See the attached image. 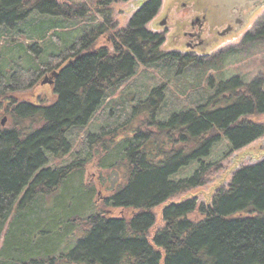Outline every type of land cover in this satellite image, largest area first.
<instances>
[{
    "label": "trees",
    "instance_id": "obj_1",
    "mask_svg": "<svg viewBox=\"0 0 264 264\" xmlns=\"http://www.w3.org/2000/svg\"><path fill=\"white\" fill-rule=\"evenodd\" d=\"M121 1L95 3L110 23ZM159 8L146 4L111 52L93 49L88 25L76 31L55 0H0V37L12 45L0 56V99L59 74L55 103L10 104L0 131V264H264V160L235 173L209 205H166L153 233L156 208L202 186L219 142L236 151L264 136V81L224 76L228 53L203 62L161 53L144 29ZM22 36L29 43L14 40ZM257 40L263 25L244 43ZM140 62L165 86L105 104ZM95 161L109 173L100 188L115 186L102 201L86 179Z\"/></svg>",
    "mask_w": 264,
    "mask_h": 264
},
{
    "label": "rangeland",
    "instance_id": "obj_2",
    "mask_svg": "<svg viewBox=\"0 0 264 264\" xmlns=\"http://www.w3.org/2000/svg\"><path fill=\"white\" fill-rule=\"evenodd\" d=\"M55 1L61 4L63 8L67 11L65 19H67V17L69 16L68 21H75L76 24H74V29H76V31L85 26V24L88 25V29H91V39L95 40L97 32L100 30V28H97V25L104 24L105 26H107L108 24L105 18L101 16L102 14H100H105V12L102 9L99 10L97 8L98 5L97 3H95V0ZM147 1L149 0H128L113 4L110 8L111 13L107 14L109 17L111 16V25L108 26L109 31H107L103 35V37L97 36V40L95 43L92 41L93 49L101 48V46H108L112 48L113 42H115V34L120 32V30H125L128 27L135 13L139 10L141 5ZM161 2L163 6L161 12H163L162 15H164L171 1L161 0ZM178 9H181V5ZM180 17L181 13L178 14L177 12H174L172 14L171 20L177 22V19H179ZM169 25V31L167 34L168 41H166L165 45H162L163 49L161 48L164 51H170L175 45V42L172 41L169 36V33L171 35V33L174 31L175 26L170 23ZM261 25L264 26V9L249 21V24L247 25L244 31L230 35L229 37H226L224 39H220L216 45H212L210 49L205 50L204 52H207L208 55L204 54L205 56H195L190 58L197 59L199 60V62H203L205 60L208 61V59L215 58L221 54L228 53L230 58H227L226 65L222 70L224 76H226L227 78H232L236 75H239L243 77V79L247 82H251L256 78H260L264 81V41L257 40L253 44L244 43L245 37L249 33H253L257 27L260 28ZM104 27L101 29L104 30ZM147 28L158 33H164L166 31L163 28H158L157 22H155L154 24H148ZM63 31L66 32V30ZM51 34H53V32H51ZM111 35H113V38L110 43L109 40ZM10 37L11 35H6V37L4 36L3 38L0 37V56L3 52H6L12 46L7 43L11 39ZM24 38L25 36H22L19 39L14 37V40L26 41L27 43H29L28 40H24ZM77 38L80 39V37ZM48 40H50V38ZM14 45H16V43H14ZM29 45L31 46V43ZM52 71H45V73H42L41 75L35 77L32 82L27 83L23 87L21 86V88L20 86L13 85L15 87H18V90L10 93L9 96H7L5 99H0L4 103L3 108L0 110V119L4 117V112L9 115L7 111L9 109L8 106H10V104L12 106L27 102L35 105L47 106L55 103L57 97L55 95L54 86H51L49 84H41L44 78L46 76H49ZM213 73L217 75L216 71ZM146 74H156V78L158 80L153 81V83L149 81L145 82L147 78V76H145ZM164 83V77L160 74V71L158 69L146 65L142 66L139 64L137 66L136 75L128 83H125L123 86H121L117 92L118 94H116L112 98L110 97L105 104L110 103L112 99H115L117 102L120 103L122 102L123 98L126 97L127 93L129 99L133 100L135 93H140L139 90H143L146 86L153 89L156 87L165 86ZM174 85H177L175 80L174 84L170 83L171 88ZM174 95L176 96L177 93H174ZM106 111L107 110L105 109L103 113H105ZM103 113L100 115V119L103 116ZM259 121L264 124V115H261L259 117ZM9 127L10 125L6 126V128ZM82 135L83 134L80 132L77 138H80ZM229 149L230 147L228 145L227 140H222L213 148L211 156L205 160L207 163V170L206 174L203 177V184L201 187L183 192L177 195L176 197L172 198L167 203L156 208L155 214L157 216V223L155 225V228L153 229V233L156 232L163 225L162 213L166 205L171 203H183L192 199H195L198 204L209 205L214 195L220 189L227 188L230 185L235 173H237L244 167L254 165L263 161L264 136L260 137L251 144L239 150L230 151ZM71 159H73V157H71ZM60 164L61 162H54V165ZM96 165L97 161H95L94 164L88 166V174L86 176V179L87 181L97 185V191L102 201L108 196H110L111 190L115 186H112L111 183L110 186L112 187L105 186L100 188L99 184L101 180L103 181L105 177L109 175V173H102V171L98 169ZM186 174H188V176H191L192 169L187 171ZM118 179H120L119 174L115 178V181H118Z\"/></svg>",
    "mask_w": 264,
    "mask_h": 264
},
{
    "label": "flooded vegetation",
    "instance_id": "obj_3",
    "mask_svg": "<svg viewBox=\"0 0 264 264\" xmlns=\"http://www.w3.org/2000/svg\"><path fill=\"white\" fill-rule=\"evenodd\" d=\"M152 1L149 0L141 5L128 27L144 6ZM156 1H159L160 8L145 23L144 29L149 34L159 38V51L161 53L183 58L205 56L204 54L207 52L204 51L210 49L212 45H216L220 39L244 31L249 21L264 9V0H170L171 3L168 5L165 14L162 15V2L161 0ZM180 5L181 9H178ZM174 12L181 13L177 22L171 20ZM155 22H157L158 28H163L166 31L158 33L147 28L148 24ZM169 23L175 26L171 35L169 33L175 45L170 51H164L162 45L168 41ZM110 25L111 23H108L100 34L97 32L95 42L97 36L103 37L109 31L108 26ZM120 31L123 32L124 30ZM112 38L113 35L110 36V43ZM115 44L116 42H113L112 48L108 46H101V48L109 49L112 52ZM139 64L145 66L142 62ZM10 124L9 115L4 112V117L0 119V131L7 129L6 126Z\"/></svg>",
    "mask_w": 264,
    "mask_h": 264
},
{
    "label": "water",
    "instance_id": "obj_4",
    "mask_svg": "<svg viewBox=\"0 0 264 264\" xmlns=\"http://www.w3.org/2000/svg\"><path fill=\"white\" fill-rule=\"evenodd\" d=\"M58 72H54L51 76H46L44 80L42 81V85H54L56 78L58 77ZM5 122V121H4Z\"/></svg>",
    "mask_w": 264,
    "mask_h": 264
},
{
    "label": "bare ground",
    "instance_id": "obj_5",
    "mask_svg": "<svg viewBox=\"0 0 264 264\" xmlns=\"http://www.w3.org/2000/svg\"><path fill=\"white\" fill-rule=\"evenodd\" d=\"M184 69V68H183Z\"/></svg>",
    "mask_w": 264,
    "mask_h": 264
}]
</instances>
